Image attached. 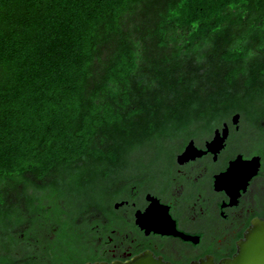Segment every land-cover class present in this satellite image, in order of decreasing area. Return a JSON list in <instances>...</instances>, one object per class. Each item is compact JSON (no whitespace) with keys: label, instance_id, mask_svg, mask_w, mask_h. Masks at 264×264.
<instances>
[{"label":"trees","instance_id":"trees-1","mask_svg":"<svg viewBox=\"0 0 264 264\" xmlns=\"http://www.w3.org/2000/svg\"><path fill=\"white\" fill-rule=\"evenodd\" d=\"M235 113L264 124V0H0V264L97 261L120 180Z\"/></svg>","mask_w":264,"mask_h":264},{"label":"flooded vegetation","instance_id":"flooded-vegetation-1","mask_svg":"<svg viewBox=\"0 0 264 264\" xmlns=\"http://www.w3.org/2000/svg\"><path fill=\"white\" fill-rule=\"evenodd\" d=\"M263 127L235 113L199 131L169 164L129 181L122 178L109 210L91 221L95 262H125L148 252L170 264L233 258L253 220L264 221ZM247 129L261 138L248 140ZM190 143L197 156L180 162ZM240 158L259 160L256 176L239 190L217 185ZM159 213L167 219L165 227L155 223Z\"/></svg>","mask_w":264,"mask_h":264},{"label":"water","instance_id":"water-1","mask_svg":"<svg viewBox=\"0 0 264 264\" xmlns=\"http://www.w3.org/2000/svg\"><path fill=\"white\" fill-rule=\"evenodd\" d=\"M237 118V116L235 117ZM197 148L190 143L183 154L178 156L181 160L193 158L197 156ZM260 166L259 160L244 161L242 158L238 159L232 164V167L228 173L220 176L217 181V185L224 186L226 189L239 190V188H245L247 183L252 177L256 176L258 168ZM152 214V213H151ZM150 213L147 215L151 218ZM160 214V213H159ZM157 219L155 223H158L161 227H165L167 224L166 217L162 216ZM159 220V221H158ZM86 264H170L156 258L152 253H144L134 257L129 261H114L108 262H88ZM199 264H216L212 260L202 261ZM219 264H264V221L255 219L252 222L251 228L245 234L242 241L239 242L237 254L230 259L221 261Z\"/></svg>","mask_w":264,"mask_h":264},{"label":"rangeland","instance_id":"rangeland-1","mask_svg":"<svg viewBox=\"0 0 264 264\" xmlns=\"http://www.w3.org/2000/svg\"><path fill=\"white\" fill-rule=\"evenodd\" d=\"M247 138L248 140L255 142L258 141L261 137L259 134H257L255 131H252L251 129H247Z\"/></svg>","mask_w":264,"mask_h":264}]
</instances>
